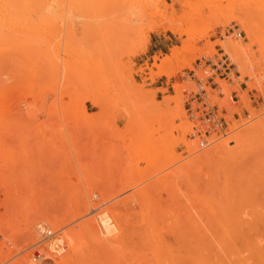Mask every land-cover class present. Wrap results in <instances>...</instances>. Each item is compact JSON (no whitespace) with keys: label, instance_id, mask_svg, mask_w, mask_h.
<instances>
[{"label":"rangeland","instance_id":"rangeland-1","mask_svg":"<svg viewBox=\"0 0 264 264\" xmlns=\"http://www.w3.org/2000/svg\"><path fill=\"white\" fill-rule=\"evenodd\" d=\"M69 1H64L63 12L65 17L75 16L70 19V28L62 18L54 22L48 20L45 24L34 21L32 30H35H30L28 35L10 33L13 41L5 38L0 41V173H7L5 176L27 186L28 191L34 193L23 199L12 198L0 185V223L4 225L3 232L0 230V241L3 245H13L8 251V258L41 240L39 226L58 230L66 236L71 230L78 232L82 228L81 222L94 219L95 213L101 210L120 219L126 233L131 230L125 238L127 241L121 242L124 246L128 240L136 239V234L138 239L141 238L138 234L140 229L146 228L145 233L157 220L153 230H157L161 246L167 247V253L162 250L161 253L165 254L157 258L162 260L160 262L167 259L166 254L171 255L170 249L175 253L179 243H184L175 240L184 232L192 237V230L199 228L200 234H203L199 238L202 237V241L206 238L205 243H211L219 229L233 225L238 227L243 221L248 224L253 220L252 212L262 211L263 214L264 0H219L212 13H223L224 26L209 30L207 37L195 44L198 49L196 56L190 53L188 62L171 79L156 75L159 71L155 65L161 64L166 56H172L174 49L189 43L188 36L174 32L173 27L184 28L194 17L195 10L209 12L207 0H166L169 6L172 5L168 12L162 2L137 0L130 7L144 12L146 19L137 31L121 34L122 37L114 31L113 19L93 15L86 0H79L74 5ZM230 15L235 17L227 22L226 17ZM237 16L246 20L253 40L242 30ZM204 30V24L200 22L196 38H201ZM231 40L242 41L247 49L245 55L238 56L220 45ZM138 42L141 44L139 51L129 53L132 45ZM222 51L237 65V74L232 82L216 78L215 82L221 89L212 90L208 85L207 90L215 103L228 108L229 127L226 136H215L213 144L201 148L198 139L189 135L193 123L187 119L184 91L196 90V82L188 77V71L197 68L200 58L221 57L219 54ZM49 53L55 55L59 63L58 72L53 73L49 67L46 56ZM121 64L126 66L121 67ZM197 75L201 79L206 77L203 70H198ZM161 82H165L166 88H155ZM175 83L182 86V94L173 88ZM221 92L224 96H219ZM234 92L239 97L238 102L232 100ZM90 96L99 100L102 106H96ZM84 108L89 118L84 116ZM183 140L192 143V147L184 145ZM220 142L227 143L216 147ZM71 202L79 203L82 211L85 204L91 203L87 206L92 211L90 209L88 213L85 210L73 220ZM140 202L145 203L144 207ZM95 204L105 208L99 210L98 205V210H94ZM143 210L145 213L154 211L147 216L142 213ZM134 212L139 213L135 215ZM212 212H216L218 217ZM177 214L180 220L184 218L182 226ZM206 217L210 220L204 221ZM26 221L31 223H27L31 225L28 228L24 226ZM210 221L207 227L205 224ZM234 222L239 223L236 225ZM178 223L181 229L178 226L177 233L173 227ZM224 224L228 225L225 227ZM24 227L31 231H26ZM137 228L139 230H135ZM209 229H214L216 233H210ZM179 232H183L182 235ZM195 233L192 235L195 236ZM214 237L217 240V236ZM190 239L185 245L188 242L192 244ZM79 242L85 241L80 238ZM169 242L171 245L179 242L176 244L179 246H171ZM89 243L86 241L83 245L84 252L80 254L85 255V259H81L79 264H125L127 257L135 259L131 256L135 257L142 250H145L144 254L147 252L144 248L137 250L139 244L135 243L137 249L135 253H130L134 250L131 248L134 243L130 242L128 249L132 250L129 252L126 248L124 252V247L119 244L121 252L117 249L118 257L104 249L99 251V257H95L94 246L89 247L92 245ZM140 243L145 244L143 240ZM166 244L171 248L168 249ZM184 247L181 253L185 251L189 255L186 252L188 247ZM43 248L48 252L45 244ZM33 251L18 256L11 264H33ZM123 253H128V256ZM73 254L67 252L63 260L67 262L69 258H74L72 260L78 262L77 255ZM185 254H181L183 259L189 257ZM161 255L165 258L160 259ZM144 257L140 259L146 264L148 257ZM150 259L147 264H154ZM135 262L137 259L128 264H137Z\"/></svg>","mask_w":264,"mask_h":264},{"label":"bare ground","instance_id":"bare-ground-1","mask_svg":"<svg viewBox=\"0 0 264 264\" xmlns=\"http://www.w3.org/2000/svg\"><path fill=\"white\" fill-rule=\"evenodd\" d=\"M65 0H0V41H1V38H5V40H9V41H13V38L11 37V35L13 34V33H15V34H19V33H24V34H27L28 32H30V30H32V24L34 23V21H37L38 23H41V24H45L48 20H51V21H53L54 22V20L55 19H57V20H59V18H62V19H64L65 21H67L66 23H68V26L67 27H69L70 28V23H72L71 21H70V19H72L73 17H75V16H66L65 17V15H64V12L63 11H65L64 10V4H65V2H64ZM87 2H88V4H89V6L92 8V10H93V15H96V17H98V15L100 16H106V17H108L109 16V19H113L111 22L112 23H114V31L115 32H117V34H119L120 36H121V34H123V35H125V34H131V33H133V32H135V31H137L139 28H140V24L146 19V16H145V13L144 12H142V11H138V10H135V9H133L132 7H130V4H133V3H136L137 2V0H86ZM157 3H160V2H162L166 7H167V12H168V9H170L171 8V6H169V4L167 3V1L166 0H155ZM69 2H71V3H73V5H74V3L76 2H79V0H70ZM75 3V4H76ZM217 3H219V0H207V9L209 10V12H203V11H201V10H195V12H194V17L192 18V19H190V22L188 23V24H186L185 25V27L184 28H180V27H178V26H175V27H173V31L174 32H181V33H185L187 36H188V40H189V43L187 44V45H185V46H182V47H180V48H176V49H174V51H173V55L172 56H166L165 58H164V60L162 61V63L161 64H157V65H155V67L158 69V73L156 74V75H164V76H166L168 79H171L174 75H175V73H176V71L180 68V67H182V66H184L187 62H188V60H189V57H190V53H194L193 54V57H195L196 55H195V52L197 53V47H196V43L198 42V41H200V40H202V39H204L205 37H207V35H208V31L209 30H213V29H215L216 27H220V26H224V24H223V22H222V18L224 17V15H223V13L221 12V13H219V14H217V15H214L213 13H212V8H214L215 7V4H217ZM68 6V5H67ZM71 6V5H70ZM173 10V9H172ZM172 10H171V12H172ZM110 16H113V18L111 17L110 18ZM235 16H233V15H230V16H227L226 17V21L228 22L229 20H231V19H233ZM236 18H238V21H239V24L242 26V30H244L245 32H246V34H247V37L248 38H250V39H252L253 40V38H252V30H251V28L247 25V22H246V20H243V19H241L240 17H236ZM74 19V18H73ZM214 19L216 20V21H214ZM61 20V19H60ZM53 22H51V23H53ZM73 22H74V20H73ZM200 22H202L203 24H204V27H205V30H204V32H203V34L201 35V38H196V35L198 34V32H199V25H200ZM34 25V24H33ZM34 27V26H33ZM35 29H33L32 31H34ZM37 32V31H36ZM39 32V31H38ZM10 33H12V34H10ZM30 34H32V33H30ZM37 34V33H36ZM28 35V34H27ZM35 35V34H34ZM118 35V36H119ZM41 36V35H40ZM119 36V37H120ZM14 38H15V36H13ZM17 37V36H16ZM122 37V36H121ZM17 38H19V37H17ZM16 38V39H17ZM26 38H28V37H26ZM38 38V37H37ZM24 39V38H23ZM240 39V38H239ZM20 40V39H19ZM30 40H32V39H30ZM17 41V40H16ZM20 41H22V40H20ZM24 41V40H23ZM28 42V40L26 41V43ZM38 43V42H37ZM25 44V43H24ZM31 45V44H30ZM141 44L138 42V44H133L132 45V48L130 49V51H129V53H131V54H134V53H136V52H138L139 51V46H140ZM142 45H144L145 46V43H143ZM221 46H223V47H225L226 49H229V50H232L231 52L232 53H235V54H237L238 56H239V54H243V55H245V53L244 52H247V49H246V47H245V45H243V43H242V41L241 40H237V41H235V40H231V41H229L227 44H223V43H221L220 44ZM50 46V45H49ZM48 47V46H47ZM210 47H213V45H211ZM54 49V48H53ZM213 49V48H212ZM46 51V50H45ZM50 51V50H49ZM199 52V51H198ZM47 53V52H46ZM189 55V56H188ZM195 55V56H194ZM46 56H48V58H49V60H47V62H49V67H50V69L52 70V72L53 71H59V69L57 70V68H59V66H58V62L55 60V55L54 56H52L50 53L47 55L46 54ZM236 56V55H235ZM241 56V55H240ZM192 57V58H193ZM199 57V56H198ZM244 57V56H243ZM242 57V58H243ZM194 59V58H193ZM193 59H191V61H193ZM241 58H239V60H240ZM237 60V59H236ZM126 65L125 64H121V67H125ZM241 72V71H240ZM54 73V72H53ZM155 74L153 73V76H154ZM59 76V75H58ZM182 86L179 84V83H175L174 84V86H173V88L175 89V90H177L178 91V93L180 92V94H182L181 93V88ZM185 89V88H184ZM89 99L96 105V106H98V107H101L102 106V104H101V102L99 101V100H97L95 97H92V96H90L89 97ZM243 100H244V98H243ZM247 101V100H246ZM245 103V102H244ZM228 109V108H227ZM84 116L85 117H87V118H89L90 116H89V114H88V112H87V110L84 108ZM232 117V116H231ZM237 135H234V137H236ZM233 139V138H232ZM231 139V140H232ZM173 142V140L171 141V143ZM227 142H228V140H227ZM227 142H220V143H217V145H216V147H218L219 145H223V144H226ZM229 143V142H228ZM183 144L184 145H186L188 148H190V147H192V143H190L189 141H186V140H183ZM199 144V143H198ZM172 146L174 145L173 143L171 144ZM172 146H171V148H172ZM173 149H174V147H173ZM171 150V149H170ZM5 174L7 175V173H0V185L5 189V191H6V195L7 196H9V197H12V198H17V199H19V198H21V199H23V198H25V197H28V195H30V194H34L33 192H29L28 191V187L27 186H22V185H20V182H16V181H13L12 180V178H8V176H5ZM24 185V184H23ZM137 197V196H136ZM134 198V197H133ZM132 198V199H133ZM143 200H144V198H142ZM146 199V198H145ZM125 200H127V199H125ZM124 200V201H125ZM137 200H139V199H137ZM142 200V201H143ZM149 200V199H148ZM147 199L146 200H144V201H148ZM1 201V200H0ZM140 201H141V198H140ZM72 203V202H71ZM74 203V202H73ZM71 204L72 206H70L71 208V210H70V212L73 214L72 216H73V220L75 219V218H77L78 216H80V215H82V214H84V211L86 210V212L88 211V213H89V211H90V209H89V206H90V204L91 203H87L89 206H87V204H85V209H83V211H82V209H81V207H80V204L79 203H77V202H75V204ZM120 203V202H119ZM139 203V202H138ZM142 202H140V204H141ZM147 203H149V202H147ZM129 204V203H128ZM134 204V203H133ZM93 205V207H94V204H92ZM91 205V206H92ZM96 206V208L94 209V210H100L101 208H105V207H102L103 205H101V204H98L99 205V207H98V209H97V204H95ZM101 205V206H100ZM122 205H123V203H122ZM141 205H143V207H144V205H145V203L143 202V204H141ZM147 205L148 204H146V207H147ZM2 206V203H0V207ZM113 206V205H112ZM111 206V207H112ZM115 206H117V205H115ZM119 206V205H118ZM125 206V205H124ZM132 206V205H131ZM134 206V205H133ZM150 206V205H149ZM152 206V205H151ZM88 207V208H87ZM92 207V208H93ZM121 207V206H120ZM141 207V206H140ZM113 208V207H112ZM132 208V207H131ZM150 208H152V207H150ZM89 209V210H88ZM122 209V208H121ZM124 209H125V207H124ZM148 210H150L151 211V209H149V207L147 208ZM80 210H81V214H80ZM182 210V209H181ZM180 209L178 210L179 212L181 211ZM91 211H92V209H91ZM116 211V210H115ZM124 211V210H123ZM126 211V210H125ZM145 210H143V212L142 213H145L144 212ZM154 211V210H153ZM153 211H152V213H153ZM173 211V213H174V210H172ZM171 211V212H172ZM136 212V211H135ZM135 212H134V214H135ZM155 212H156V209H155ZM161 212H163V211H161ZM181 212H183V211H181ZM197 212V211H196ZM200 212V211H199ZM258 212H260V214L256 217V215H257V213ZM70 213V214H71ZM113 213V212H112ZM116 213H117V211H116ZM137 213H139V212H137ZM136 213V214H137ZM147 213H148V211H147ZM147 213H145L147 216H149L150 214L149 213H151V212H149L148 214ZM151 213V214H152ZM166 213H169V212H166ZM166 213H163V214H165L166 215ZM176 213V212H175ZM192 214H193V212H191ZM190 213V214H191ZM243 213V212H242ZM245 213V212H244ZM247 213V212H246ZM262 213V211H255V212H252V214H253V217H254V214H255V217L253 218L252 217V219L254 220V219H257V221L256 222H254L253 220H251V218H249V220H251L250 222H251V224H249L250 222H248V224L250 225V227L249 228H247L248 227V224H246V222H244L243 221V223L241 222V225H240V223L238 224L237 222L235 223L234 222V224H238V227L236 226V227H234V225L232 226V227H230V226H228L227 228H221V229H219V231H218V234L217 235H214V236H217V240L215 239V237L213 236V238H214V240L216 241V242H213L214 240L212 239L211 241V243H210V241H208V243H205L206 241V238H203V241L201 240L202 239V237L201 238H199L201 235H203L202 234V232H201V234H200V229L199 228H196L199 232V234L200 235H198V233H197V230L195 231V230H192L193 231V233H197V235H196V233H195V236H193L192 234L193 233H191V236L192 237H194L196 240V242L194 241V242H192L193 240H194V238H192V237H189L188 236V233H186V235H185V232L183 231V229H182V231L184 232H182L183 233V235H182V233L181 232H179V234H181L182 235V237H184V238H182V237H180L178 234V237L177 238H179V239H177L176 237H175V240H177V241H179V242H181V241H184V243L183 242H181V243H179V242H177L176 244H180V246L179 245H176V244H172L173 246L175 245V247L176 246H179L178 247V249L177 250H175L174 249V251H175V253L173 252V249H170L171 248V242H169V244L171 245L170 247H169V245L168 244H166V245H168V249H170V251L172 250V253L174 254V255H172V253H171V257L169 256V255H165V256H167L166 258L168 259V257L171 259H168V263H166V260L167 259H165L163 262H160V261H162V260H158L157 258H159V255L160 254H162L164 251H165V249L167 248H164V246H161V245H163V244H161V243H159L158 242V240L159 239H157L158 238V233H157V230L155 231V230H153V228H154V226H153V224L157 221H155L154 220V222L152 223V225H150V228L148 227L147 229H149L148 231H146L145 233H144V231L146 230V228H144V229H140L141 230V232H143L144 234L142 235V233L140 234L139 232H138V234H139V237H141V238H139L138 239V235L136 234V239H138L136 242H138L139 240L140 241H142L143 240V242L145 243V244H143V245H145V247L143 246V245H141L142 243H140V241H139V243H136V242H134L136 239H134V238H132V237H130V238H132V240L130 241V240H128V242H126V246H124V244H122L121 242H123L124 243V241H127V239L125 240V238L126 237H128L129 235H128V233H129V231H131V230H129L128 231V229H127V231H128V233H126L125 232V229L124 228H122L123 226H122V223H120L119 222V220L117 219V217L115 216H113V217H111L110 216V214H108L107 213V211L106 210H101V212H97V213H95L96 214V217H94V219L93 218H91L89 221H87V223L84 221V226H83V224H82V222H81V226H82V228H80L79 230H78V232H74V230H73V232H72V230H71V232L69 231L68 233H67V235L66 236H63V235H61L60 236V238L62 239L61 241L62 242H64L65 244H66V248H65V250L63 249V248H56V246H57V243H59L58 241H52L51 242V244H47L46 245V247H48L49 248V250H48V256H50V263L51 264H66L67 262V264H69L70 262V264H72V261L74 260V258H69V256L71 257V255H69L67 258H69L70 259V261L67 259V258H65L66 260H68L67 262H65L63 259H64V257H65V255L67 254V252H69V251H71V252H74L75 254H73V255H77V261L78 262H76V261H73V264H74V262L75 263H77V264H79V262H81V259H85V255H83V254H80V253H82V251L84 250V248H83V245H84V243H86V241H88V243L89 244H92V245H90L89 247H93L92 248V250H93V253H94V256L95 257H99V251H101L102 252V249H104L105 251L106 250H108L109 252L108 253H115V256H116V253H118V251H120L121 252V250H119L120 249V246H119V244H122V246L124 247H121V248H123V250H124V252H125V248L126 249H128V248H130V246H131V244L132 243H134V245H132L131 246V248L133 249L134 248V250L133 251H131L130 253H133L134 251H135V249H137V247H138V249L137 250H139V248H141V249H146V251L147 252H145V254H144V251L142 250V252H136L137 254L135 255V257H133V256H131V258H135V259H130L129 257H127L126 259H128L127 260V263H125V264H128L129 262L131 263L132 261L134 262V260H136L137 259V262H135V263H137V264H144L143 262H142V260L145 258L144 257V255L146 256V257H148V259L146 260L147 261V263L149 262L148 260L150 259V257H151V259L150 260H152V262L154 263V264H264V213L263 214H261ZM135 214V215H136ZM144 214V215H145ZM185 214V213H184ZM191 214V215H192ZM195 214V213H194ZM193 214V215H194ZM201 214V213H200ZM203 214H205V213H203ZM209 214V213H208ZM212 214L213 215H215V216H217L216 215V212L215 213H213L212 212ZM232 214H233V212H232ZM241 213H239V215H240ZM252 214L250 213L249 215L250 216H252ZM112 215V214H111ZM131 215V214H130ZM138 215V214H137ZM159 215H162V213L161 214H159ZM164 215V216H165ZM178 215L179 214H177V217H178ZM183 214H181V216H182ZM190 215V216H191ZM209 215H211V214H209ZM234 215V214H233ZM47 216V215H46ZM124 216V215H123ZM156 216H158L157 215V213H156ZM167 216V215H166ZM170 216V215H169ZM169 216H167V217H169ZM173 216V215H172ZM207 216V215H206ZM215 216H213V217H215ZM246 216H247V214H246ZM0 217H1V212H0ZM34 217L36 218V216L34 215ZM142 217H143V215H142ZM163 217V216H162ZM161 217V218H162ZM180 217V216H179ZM178 217V218H179ZM202 217V216H201ZM207 217H209V216H207ZM205 218V219H203L204 221H207L209 218ZM211 218H212V215L210 216ZM218 217V216H217ZM217 217H215V218H217ZM121 218V217H120ZM129 218V217H128ZM147 218V217H146ZM148 218H150V217H148ZM155 218V217H154ZM165 218V217H164ZM174 218H176V215H174ZM177 218V219H178ZM183 218V217H182ZM191 218H192V216H191ZM198 218H200V216L198 217ZM229 218V215H228V217H227V219ZM233 218V217H232ZM33 220H34V218H32ZM134 219H136V217H134ZM138 219H140V218H138ZM145 219V218H144ZM155 219H157V218H155ZM159 219H160V217H159ZM181 218H179V220H180ZM184 219V218H183ZM182 219V220H183ZM189 219V218H188ZM193 219V218H192ZM201 219V218H200ZM199 219V220H200ZM218 219V218H217ZM67 220V219H66ZM142 220V219H141ZM151 220V219H150ZM153 220V219H152ZM168 220V219H167ZM167 220H164L163 219V221H167ZM170 220V219H169ZM172 220H173V217H172ZM182 220H180V226H182V223H181V221ZM197 220L198 219H196V222H197ZM210 220V219H209ZM52 221V220H51ZM94 221H96V222H94ZM145 221V220H144ZM147 221H148V219H147ZM174 221H175V219H174ZM174 221L172 222V223H174ZM185 221V220H184ZM187 221V220H186ZM189 221V220H188ZM201 221V220H200ZM203 221V222H204ZM216 221V220H215ZM214 221V222H215ZM253 221V222H252ZM129 222V221H128ZM132 222V221H131ZM149 222V221H148ZM160 222H162V220H160ZM170 222V223H171ZM176 222H177V220H176ZM27 223H29V224H31L30 223V221H26V224ZM34 223V222H33ZM56 223V222H55ZM135 223V222H134ZM136 223H138L137 221H136ZM139 223H141V222H139ZM142 223H144L143 221H142ZM141 223V224H142ZM150 223V222H149ZM159 223V222H158ZM157 223V224H158ZM163 223V222H162ZM167 224H168V222H166ZM165 223V224H166ZM201 223V222H200ZM199 223V224H200ZM209 223H211V221L210 222H206V226L207 227H209L208 226V224ZM220 223V222H219ZM224 223V222H223ZM247 225V227H246V225ZM252 223H254L255 225H256V223H257V225H256V227H255V225H252ZM29 224H27V225H24L26 228H28L27 226H31V225H29ZM54 223H52V226H54L53 225ZM130 224V223H129ZM140 224V225H141ZM156 224V223H155ZM164 224V225H165ZM196 224H198V222L196 223ZM196 224H194L195 225V227H196ZM213 224V223H212ZM215 224V223H214ZM213 224V225H214ZM218 224V223H217ZM229 224V223H228ZM228 224H224V226L226 225H228ZM79 225H80V223H79ZM128 225V224H127ZM131 225V224H130ZM136 224H134V226H135ZM160 225V224H159ZM162 225V224H161ZM174 225V224H173ZM184 225H185V222H184ZM187 225H188V227L190 226L189 224H188V222H187ZM210 225V224H209ZM220 225V224H219ZM244 226L243 228L241 227V226ZM138 226V225H137ZM143 225H141V227H142ZM151 226H152V229H151ZM157 226V225H156ZM169 226V225H168ZM167 226V227H168ZM172 225L170 224V226L169 227H171ZM178 226H179V223H178V225L177 226H174L173 228H175V230L176 229H179L178 228ZM179 226V227H180ZM225 226V227H226ZM239 226L241 227V228H239ZM252 226V227H251ZM254 226V227H253ZM24 227V228H25ZM78 227V226H77ZM147 227V226H146ZM157 227H159V226H157ZM184 227V226H183ZM185 227H186V225H185ZM187 227V228H188ZM191 227V226H190ZM193 227V226H192ZM212 227V226H211ZM210 227V228H211ZM26 228H25V230H26ZM30 228V227H29ZM125 228H127L126 226H125ZM160 228V227H159ZM213 228V227H212ZM214 228H215V226H214ZM2 229H4V225L3 224H1L0 223V230L3 232V230ZM161 229V228H160ZM159 229V230H160ZM168 229V228H167ZM170 229V228H169ZM180 229H181V227H180ZM186 229V228H185ZM202 229V228H201ZM205 229V228H204ZM203 229V230H204ZM76 230V229H75ZM135 230H139L138 228L137 229H135ZM134 230V231H135ZM206 230V229H205ZM210 230V233H212L213 232V230L214 229H209ZM216 230V229H215ZM26 231H31V229L29 230H26ZM58 231V230H57ZM161 232H162V230H160ZM159 231V232H160ZM168 231V230H167ZM178 230H176L175 232H177ZM180 231V230H179ZM187 231V230H186ZM191 231V232H192ZM195 231V232H194ZM202 231V230H201ZM207 231V230H206ZM206 231H205V233H206ZM164 232H165V229H164ZM170 232V231H169ZM168 232V233H169ZM174 232V231H173ZM172 231L170 232V233H173ZM29 233V232H28ZM38 232H36V235H39V233L37 234ZM132 233H133V231H132ZM132 233H130V234H132ZM135 233V232H134ZM163 233V232H162ZM161 233V234H162ZM178 233V232H177ZM208 233V232H207ZM213 233H216V232H213ZM167 234V233H166ZM173 234H176V233H173ZM133 235H135V234H133ZM177 235H175V236H177ZM208 235V234H207ZM206 235V237H208ZM34 236V235H33ZM130 236H132V235H130ZM196 236H198V237H196ZM40 237V236H39ZM67 237V238H66ZM172 237V236H171ZM187 237V238H186ZM209 237H211V236H209ZM83 239L85 242L84 243H81V242H79V239ZM129 238V239H130ZM166 238V237H165ZM188 238H191L190 239V241H191V243L192 244H190V242H188V243H186V245H185V242L186 241H189L188 240ZM161 239H163V237L161 238ZM173 239V238H172ZM180 239H183V240H180ZM210 239V238H209ZM167 240V239H166ZM197 240H198V242H197ZM131 242V244L129 245V243ZM169 241H170V238H169ZM200 241V242H199ZM165 243H166V241H164ZM163 242V243H164ZM168 242V241H167ZM135 243L136 244H139V245H137V247H134V246H136L135 245ZM174 243V242H173ZM94 244V245H93ZM185 246L184 248H187V251L186 252H188L189 253V255L188 254H185V251H183L184 252V254L185 255H188L189 257L187 258V256H185V259H183V256L181 255V254H183V252L181 253V249L183 248V246ZM129 245V246H128ZM88 246V245H87ZM86 246V247H87ZM109 246H112L113 248H111V247H109ZM119 246V247H118ZM187 246V247H186ZM85 247V248H86ZM111 248L110 250H109V248ZM118 247V248H117ZM159 247H163L162 249L161 248H159ZM106 248V249H105ZM172 248H174V247H172ZM69 249V250H68ZM101 249V250H100ZM117 249H118V251H117ZM132 249H128V252H129V250H132ZM27 249H25L24 251H26ZM114 250V251H113ZM117 252H116V251ZM136 250V251H137ZM163 250V252L161 253V251ZM24 251H22V252H24ZM86 251H88V247H87V250ZM140 251V250H139ZM167 251V250H166ZM165 251V252H166ZM169 251V252H170ZM84 252V251H83ZM104 252V251H103ZM127 252V251H126ZM149 252L151 253L149 256H147L148 254H149ZM129 253V254H130ZM135 253V252H134ZM142 253V254H141ZM148 253V254H147ZM167 253V252H166ZM181 253V254H180ZM105 254V253H104ZM119 254H121V253H119ZM123 254H125L124 256L126 257V255L128 254V253H123ZM147 254V255H146ZM163 254H165V253H163ZM109 255V254H108ZM131 255V254H130ZM139 255H143V256H141L140 258H142L143 257V259L141 260L140 258H139ZM182 256V257H180V256ZM114 256V255H113ZM119 256H121V255H119ZM128 256V255H127ZM165 256H164V258H165ZM74 257V256H73ZM116 257H118V255L116 256ZM162 257V258H161ZM161 257H160V259H164L163 258V256L161 255ZM79 258V259H78ZM110 258V257H109ZM113 258V257H112ZM187 258V259H186ZM73 259V260H72ZM114 259H118V258H114ZM32 260H33V258H32ZM31 260V261H32ZM129 260H131V261H129ZM158 260V261H157ZM186 260H189V262L188 261H186ZM119 262L118 260H115V262ZM28 262V261H27ZM116 262V263H117ZM121 262V261H120ZM122 263V262H121ZM146 263V264H147ZM33 264H34V261H33ZM150 264V263H149Z\"/></svg>","mask_w":264,"mask_h":264},{"label":"built area","instance_id":"built-area-1","mask_svg":"<svg viewBox=\"0 0 264 264\" xmlns=\"http://www.w3.org/2000/svg\"><path fill=\"white\" fill-rule=\"evenodd\" d=\"M241 35V33L239 34ZM213 57H202L197 62L195 70L188 71V77L196 82V90H185V111L189 122L193 123L192 132L189 134L192 139H198L199 146L206 148L213 144L216 140L215 136H226L229 123L227 120L228 110L226 107H221L214 102L207 87L210 85L212 90L221 89L215 79L232 82L236 76L237 65L232 58L222 51L221 54ZM198 70H203L206 77L201 79L197 75ZM219 96H224L220 93ZM232 100L239 101L236 92L233 93ZM97 197V195H96ZM41 240L32 245L24 252L17 253L8 258V251L13 247L11 244L3 245L0 241V264H11L18 256L24 253L33 251L34 264H51L48 252L43 248L44 244L49 245L52 241H58L56 248L65 250L66 244L62 242L60 231H54L46 226H39ZM48 248V247H47ZM49 250V248H48Z\"/></svg>","mask_w":264,"mask_h":264},{"label":"crops","instance_id":"crops-1","mask_svg":"<svg viewBox=\"0 0 264 264\" xmlns=\"http://www.w3.org/2000/svg\"><path fill=\"white\" fill-rule=\"evenodd\" d=\"M155 40H157V38H155ZM157 42H158V40H157ZM155 88H158V89H160V88H166V84H165V82H161L160 84H157L155 86Z\"/></svg>","mask_w":264,"mask_h":264}]
</instances>
